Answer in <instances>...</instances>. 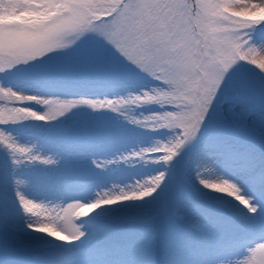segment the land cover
I'll return each mask as SVG.
<instances>
[{
    "label": "snow or ice",
    "instance_id": "snow-or-ice-1",
    "mask_svg": "<svg viewBox=\"0 0 264 264\" xmlns=\"http://www.w3.org/2000/svg\"><path fill=\"white\" fill-rule=\"evenodd\" d=\"M0 264H264V0H0Z\"/></svg>",
    "mask_w": 264,
    "mask_h": 264
}]
</instances>
